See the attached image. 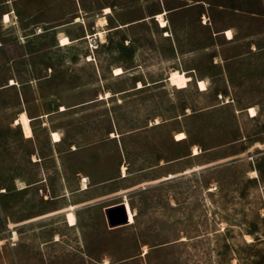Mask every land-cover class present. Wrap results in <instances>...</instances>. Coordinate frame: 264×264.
Returning a JSON list of instances; mask_svg holds the SVG:
<instances>
[{"label":"rangeland","instance_id":"obj_1","mask_svg":"<svg viewBox=\"0 0 264 264\" xmlns=\"http://www.w3.org/2000/svg\"><path fill=\"white\" fill-rule=\"evenodd\" d=\"M126 158L180 162L140 177L110 264H264V0H0V229L17 237L0 264H100L50 213L64 174L73 191Z\"/></svg>","mask_w":264,"mask_h":264},{"label":"crops","instance_id":"obj_2","mask_svg":"<svg viewBox=\"0 0 264 264\" xmlns=\"http://www.w3.org/2000/svg\"><path fill=\"white\" fill-rule=\"evenodd\" d=\"M3 22H5L4 19ZM115 149L118 150L117 145L115 146ZM193 155H200V152L198 154L193 153ZM100 162H102V159ZM177 162H180V159L169 163H166L165 161H159L155 165L141 166L135 170L130 168V162L127 160V158L124 160L120 159L119 162L116 159L109 171H105L101 163H99L98 165L96 164L97 166L93 167L92 169H88L86 171L84 170L78 173L76 188L73 191H70L69 181L67 182L64 174L63 182L66 190L63 191V198L65 200V204H63L61 208L56 210L53 209L50 213V216L53 217L55 214H61L63 217L62 226L63 228L68 229L70 236L71 233H75L76 239H78V235H80V238L85 241L98 242L93 243L92 245L89 244L88 248H86L84 251H80L78 254L80 259L76 260V262L100 264L119 262L118 260L112 258V255L109 254V251L102 250V248L111 246L110 241L112 234H118V232L123 230L124 227L132 225L135 222L138 212L132 202L131 193L135 192L136 190H142L141 186L144 188L145 184L149 182V180H144L145 182H142V178L140 177H142V175L146 174L147 172H150V170L155 168H165L168 164H171V166L172 164L176 165ZM171 176L172 175H169L166 178H170ZM138 178L139 180H137ZM84 179L87 180L86 186L83 185ZM126 202L129 203L134 214V222L131 223L129 219L125 224L110 226L106 212L107 209L119 204H125L127 209ZM72 206L75 207L73 208ZM70 212L74 213L76 219L75 223L73 224L69 222L68 215ZM95 219H98V222L103 228L102 230L106 234V243L104 244L100 242V240H102L101 237L95 235V233L89 229L91 223ZM66 233L67 231L63 229L62 233L58 235L61 238H64L66 237ZM142 246L144 245L142 244ZM68 256L69 255L66 257Z\"/></svg>","mask_w":264,"mask_h":264},{"label":"bare ground","instance_id":"obj_3","mask_svg":"<svg viewBox=\"0 0 264 264\" xmlns=\"http://www.w3.org/2000/svg\"><path fill=\"white\" fill-rule=\"evenodd\" d=\"M3 17H4L3 19H4L5 22H9L10 21V15L9 14H5V16H3ZM100 34H102V32H100ZM227 34L229 35V37L232 36V34H231V32L229 30L227 31ZM61 40H62V44L69 43V38L68 37H63ZM118 70H120V69H118ZM172 79L174 81L182 84V83L186 82L187 76H185L182 73H177V74L173 75ZM202 85H203V83H202ZM254 111L255 110L253 108H251V112L253 114L255 113ZM20 122L23 124L25 132L28 135H31L32 130H31V126H30V120H29V117L25 113H22L21 118H20ZM53 136H54V138L56 140L60 139L59 134L57 132H54ZM126 204H127V209H128V212H129L130 222H133L134 221V214L132 213L129 204L127 202H126ZM68 218H69V222L71 224L75 223L76 219H75L74 213L70 212L69 215H68Z\"/></svg>","mask_w":264,"mask_h":264},{"label":"water","instance_id":"obj_4","mask_svg":"<svg viewBox=\"0 0 264 264\" xmlns=\"http://www.w3.org/2000/svg\"><path fill=\"white\" fill-rule=\"evenodd\" d=\"M107 217L110 226L125 224L129 220V213L125 204H119L107 209Z\"/></svg>","mask_w":264,"mask_h":264},{"label":"built area","instance_id":"obj_5","mask_svg":"<svg viewBox=\"0 0 264 264\" xmlns=\"http://www.w3.org/2000/svg\"><path fill=\"white\" fill-rule=\"evenodd\" d=\"M2 242H8L11 246H15L17 244L16 231L12 226L5 225L4 230L0 229V244Z\"/></svg>","mask_w":264,"mask_h":264}]
</instances>
